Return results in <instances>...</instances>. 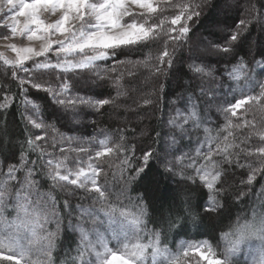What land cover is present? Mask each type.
<instances>
[{
  "label": "snow or ice",
  "instance_id": "snow-or-ice-1",
  "mask_svg": "<svg viewBox=\"0 0 264 264\" xmlns=\"http://www.w3.org/2000/svg\"><path fill=\"white\" fill-rule=\"evenodd\" d=\"M209 5L211 0H165L163 7L157 0H0V40L15 54L3 57L5 71L10 70L12 79L18 81L16 96L24 97L26 130H37L30 131L20 145L18 162L6 164V172L0 169L6 177L0 179V264H190L189 250L195 252V264H264V192L250 214L237 216L221 233L223 247L202 240L173 252L162 241L167 231L183 227L186 221L197 224L203 219L201 212L210 220L222 218L230 198L243 202L258 178L264 180V128L244 118L257 106L264 109V79L259 78L264 77V35L253 41L250 28L254 22L264 34V0H243V14L241 0H224L226 9L236 11V21L223 27L217 23L213 34L218 39L207 41L203 48L193 46V28ZM167 10H172L170 18L164 15ZM186 45L190 55L180 61L176 50ZM245 46L252 53L250 59L238 57ZM209 52L225 57L223 62L231 67L219 72L212 68L206 60ZM134 55L135 59L130 58ZM108 61L112 67L101 69V62ZM120 66L128 70L120 72ZM141 69L147 74L138 77ZM125 75L150 81L151 94H143L142 88L126 89L121 83ZM45 76L54 78L56 86ZM226 84L232 100L225 94L222 106L217 92ZM92 88L114 89L115 96L94 99L96 93L80 94ZM33 89L47 94L43 108L28 98ZM129 92L137 94V107L158 105L161 97L171 94V112L156 133L161 142L159 154L142 149L133 163L123 135L120 142H112L104 133L102 139H85L65 136L56 128L63 121L62 126L71 125L68 132H77L81 117L89 114L85 109L117 105ZM14 98L5 94L0 109L7 110ZM49 107L48 119L55 124L38 119ZM213 108L224 117L215 137L209 135L213 130L207 126ZM49 129L55 135L49 137ZM236 129H251L241 141L245 147L235 142ZM201 130L205 139L198 135ZM194 132V152L183 151L185 138L191 145ZM8 135L5 123L0 146H7L3 141ZM57 135L69 145L60 147V156L48 150L56 149ZM233 148H239L249 162L233 160ZM30 154L36 159L30 160ZM16 155L9 150L5 159ZM131 155L135 156L134 151ZM113 156L120 159L118 194L109 187L104 167ZM153 161L158 162L159 176H179L178 183L187 185V190L182 204L175 211L170 209L167 218L161 217L160 228L146 231L151 200L147 190L135 185L144 180ZM226 166L247 169L246 179L239 183L249 191L224 189ZM42 181H50L54 190L70 197L82 191L91 205H76L78 214L73 218L69 211L65 225L56 197L38 192ZM158 185L154 181L153 187ZM193 185L207 193L203 204L193 205ZM63 208H72L68 199ZM86 222L91 229H85ZM52 223L54 231L48 227ZM69 229L78 232V241L74 240L75 247L69 244L61 258L58 241L62 233L67 237ZM110 241H115L114 247Z\"/></svg>",
  "mask_w": 264,
  "mask_h": 264
},
{
  "label": "trees",
  "instance_id": "trees-1",
  "mask_svg": "<svg viewBox=\"0 0 264 264\" xmlns=\"http://www.w3.org/2000/svg\"><path fill=\"white\" fill-rule=\"evenodd\" d=\"M165 1L158 2L159 7H163ZM172 10L165 11L164 15L170 18V13ZM243 0H241V13L243 14ZM237 19V13L234 10H228L224 7V0H211V5L205 7L203 9V15L200 20L197 22V25L193 28V32L191 34V41L196 40L197 37H201L204 41H214L218 39L216 35L213 33L216 32L215 26L217 23L220 24L221 27L224 25H231ZM252 32L253 41L259 39L262 35L260 26L258 24H253L250 26ZM194 41L191 43L193 45ZM188 48V45H186ZM146 54V53H145ZM178 60H186L190 55L188 52L186 53V49H177L175 53ZM252 53L249 52L248 48L245 46L241 48L238 52V57H245L247 59L251 58ZM135 59V55L130 57ZM123 59V57H122ZM225 57L214 55L211 52L206 54V60L209 65L216 69L218 72L222 71L225 67H230L231 65H226L224 61ZM31 63V62H30ZM113 62H101V69L111 68ZM180 65L177 64V67ZM7 66L3 63V58L0 57V101H2L5 94L9 96L15 97L11 102L10 106L7 110L0 109V129H3L5 123L8 126L7 137H4L3 143L7 146H0V169H3L4 172L7 171L5 165L9 163H17L19 160V151L20 145L24 142L25 137L29 135L30 131H37L35 129H31L29 127L28 130L25 128V121L22 119V116L26 114L25 109L26 106L23 104V96H16L18 92V81H14L10 75V70L8 72L5 71ZM128 69L124 66H120L118 71L126 72ZM143 70V69H141ZM140 70V71H141ZM139 71V72H140ZM138 72V74H139ZM137 74V75H138ZM19 75H24L23 73H19ZM139 76V75H138ZM44 80H48L55 87L58 82L54 80V78L50 79L45 76ZM187 79V77H185ZM139 79H133L128 76H124L121 83L125 85V88H133L137 87L136 82L138 83ZM43 82V81H42ZM227 84L225 85L222 91L217 92V97L219 98V102L222 106L225 105V94H227V100L231 101L228 95V91L226 90ZM148 91V90H147ZM152 89L148 92H144V94H151ZM96 93L93 97L94 99L106 98L109 94L115 96V90L111 88H92L85 92H81V95ZM47 94L43 91L37 92L36 90H30L28 94V98L33 102H38L42 108L46 103ZM137 100V94L133 92H129L126 96H121L118 99L117 105H108L100 110H91L85 109L89 114L87 116H82L79 124V131L77 132H68V128L71 125H64V122L61 121L59 124H56V128L59 133H63L65 136H75L78 138H87L89 136L104 138L100 136L101 133H104L112 142H120V135L124 136V142L127 144L128 148L131 150L129 152V157L132 158L133 163H136V160L141 155L142 149H151L153 152L159 154L161 149V142L158 140L156 133L161 130L162 121L168 118V114L171 112V108L169 107L171 101V94H169L168 98L161 97L160 103L158 105L152 106H141L137 107V104L134 102ZM128 108H131L130 110ZM29 113H31V106H28ZM52 111L51 107L47 108V112L41 111L38 119L45 120L46 123L55 124L56 121L54 119L49 120L47 114ZM242 111V110H241ZM211 123L207 125L213 131L210 133L211 137L216 136V131L219 125L224 123V117L221 113L217 112L215 108L212 109L210 113ZM245 119L251 121L256 124L257 128H264V109L261 106H257L256 108L247 112ZM235 121V118H234ZM146 122L145 128L142 129L141 123ZM121 129L123 131L121 132ZM251 129H236L234 130V136L236 137V143L240 145V147H245L244 144H241V141L245 136L249 134ZM49 137L55 135L51 131L48 130ZM203 134L201 130L198 135ZM197 136V133H193V138ZM57 146L56 149L53 150L49 148V151H54L56 156H60L61 153L59 151L60 147L68 148L69 145L65 144L61 138L57 135ZM222 139V136H221ZM187 140V138H185ZM10 141V143H8ZM51 141L49 140V143ZM231 142V141H230ZM253 142H258V138L253 137ZM188 143V141L186 142ZM184 141V144H186ZM211 146L215 148L216 140L212 139L210 141ZM73 147L75 145H72ZM249 147L251 144L248 145ZM192 148L193 145L187 144V146L183 149L186 151V148ZM195 149V147H194ZM9 150L16 152L17 155L14 159L6 160L5 157L8 155ZM206 150V148H205ZM134 151L135 156L132 157L131 152ZM233 152V160L239 158L241 163H248L249 161L245 160L244 154L240 152L239 148L231 149ZM75 153H69V156H74ZM30 160H35L36 155L30 154ZM110 165V167H109ZM158 162L153 161L152 167L148 171L147 176L144 180L138 182L135 185L139 190L144 191L147 190L149 193V197L151 200V207L149 208V217L150 219L146 220V231H150L160 228L159 221L161 217L167 218L170 214V209L175 211L178 206L182 204V201L185 199V191L187 190V185H185L180 181L179 176L175 177H161L158 175ZM105 169L108 171V180L109 187L112 189L113 193L118 194L121 190L122 184L119 180V168H120V159L113 156L112 158L106 160L104 164ZM227 172L223 175V187L228 193H232L235 190H243L249 191L239 182L242 179H246L247 169H241L239 167L226 166ZM113 173H115V179L113 178ZM6 177L0 175V179H5ZM158 180L159 185L158 188H154V181ZM264 180H259L254 183L252 186L249 195L244 199L243 202H235L234 197L230 198L228 201V207L224 211V215L222 218L214 217L213 219H208L204 217L203 212L200 213V216L203 217L202 220H198L197 224L191 223V221H186L183 227L173 228L167 231L166 238L162 236V241H164L167 247L173 251L177 252L181 245L186 243H194L202 240H209L212 244H215L219 240V236L222 232L228 230L227 225L229 223H234L237 216L242 213L250 214V210L258 205L261 200V193L264 192ZM193 188H196L195 191L190 193V198L193 205L203 204L207 200V193L205 191L200 190L195 185ZM39 193H50L52 196H55L57 199V209L60 214L65 217L64 224H67L68 212H72L73 218L78 214V209L76 205L82 204L85 208H88L91 205V201L89 199L83 198L84 193L81 191L77 193L75 197L67 196L63 191L58 189L54 190L51 186L50 181H42L41 186L38 188ZM135 195V193H133ZM64 199H68L69 203L72 205L71 209L63 208ZM114 199V197H113ZM50 231L55 230V223L50 224ZM85 228H91L92 225L90 222L84 223ZM74 240L78 241V232L72 233L71 230H68L67 237L64 234H61V239L58 241L57 251L59 252L60 257H63V252L67 250L69 244H72L75 247ZM62 245V247L60 246ZM110 247H114V241H110Z\"/></svg>",
  "mask_w": 264,
  "mask_h": 264
},
{
  "label": "rangeland",
  "instance_id": "rangeland-1",
  "mask_svg": "<svg viewBox=\"0 0 264 264\" xmlns=\"http://www.w3.org/2000/svg\"><path fill=\"white\" fill-rule=\"evenodd\" d=\"M163 1H165V0H157V3L158 2H163ZM215 30H216V28H215ZM201 40H203L201 37H197L196 38V40L194 41V43H193V46H196V45H198L200 48H203V47H205L206 46V41H205V43H200L201 42ZM192 41V42H193ZM204 41V40H203ZM11 42H17V41H11ZM191 42V43H192ZM190 43V44H191ZM3 44H4V41H2V40H0V53H2L3 54V56H0V57H9V58H12V57H14V53H12L10 50H8V49H5L4 47H3ZM183 48H185L186 49V53L188 52L189 54H190V52H189V50H188V48H187V46H184ZM30 63V62H29ZM231 67V66H230ZM260 71V68H257V72H259ZM141 73H143V75H146L147 73H146V70H141L140 72H139V76L138 77H140L141 76ZM260 79H264V77H259ZM139 79V81H138V83L136 82V86L137 87H135V88H142L143 89V94H144V92H148L150 89H151V86H150V81H145V80H143L142 78H138ZM131 88H133V86L131 87ZM148 90V91H147ZM226 90L228 91V95H229V98H230V100H232V94L229 92V90H228V87L226 88ZM129 110L131 109V108H128ZM146 122H142L141 123V127H142V129H144L145 128V125H143V124H145ZM209 135H211V134H209ZM196 137L197 136H195L194 138H193V142H192V145H193V147L192 148H186L185 150V152H194V147H196L197 145H196ZM200 137H201V139H205L206 138V134L205 133H203V134H200ZM188 140H185V143L187 142ZM187 144L188 143H186L185 145L187 146ZM207 147V145L205 146V148ZM203 150H205V149H203ZM86 230L87 229H91V228H85ZM220 237H221V235L219 236V240H218V242H216L215 244H217V243H219L220 245H221V247H223L224 246V242H223V240H221L220 239ZM146 242V241H145ZM197 242H199V241H197ZM194 243H196V242H194ZM214 244V245H215ZM185 246H186V244H184ZM114 246H115V241H114ZM190 251V255H189V257L187 258L189 261H190V264H195V252L193 251V250H189Z\"/></svg>",
  "mask_w": 264,
  "mask_h": 264
}]
</instances>
